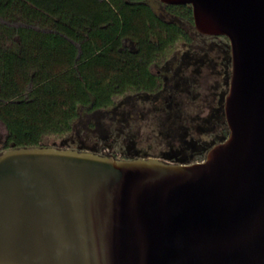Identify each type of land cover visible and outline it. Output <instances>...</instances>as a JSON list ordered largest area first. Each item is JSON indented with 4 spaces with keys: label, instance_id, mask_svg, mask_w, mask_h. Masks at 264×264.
Instances as JSON below:
<instances>
[{
    "label": "water",
    "instance_id": "95a60500",
    "mask_svg": "<svg viewBox=\"0 0 264 264\" xmlns=\"http://www.w3.org/2000/svg\"><path fill=\"white\" fill-rule=\"evenodd\" d=\"M160 1L229 38L228 135L191 162L2 150L0 264H264V0Z\"/></svg>",
    "mask_w": 264,
    "mask_h": 264
},
{
    "label": "trees",
    "instance_id": "16d2710c",
    "mask_svg": "<svg viewBox=\"0 0 264 264\" xmlns=\"http://www.w3.org/2000/svg\"><path fill=\"white\" fill-rule=\"evenodd\" d=\"M165 9L176 17L159 13L151 0H0V121L7 129L0 152L47 145L46 135L75 131L83 113L92 114L86 128L97 125L102 112L115 120L120 114L117 97L124 96L123 102H150L166 114L169 149L159 157L203 159L219 140L209 144L186 126L180 132L173 128L183 119L174 98L190 80L170 64L157 71L152 66L181 39L192 44L183 53L190 63L211 61V51H222L227 87L206 117L215 119L222 140L229 133L224 104L232 68L230 41L226 35L197 32L205 39L197 46L181 22L194 23L192 5L165 3ZM120 115L121 121L130 117ZM103 138L100 145L77 142L64 147L125 158L149 156L138 149L116 152L109 142L113 137Z\"/></svg>",
    "mask_w": 264,
    "mask_h": 264
},
{
    "label": "rangeland",
    "instance_id": "374dc122",
    "mask_svg": "<svg viewBox=\"0 0 264 264\" xmlns=\"http://www.w3.org/2000/svg\"><path fill=\"white\" fill-rule=\"evenodd\" d=\"M151 3L164 16L176 17L165 9V3L160 0H151ZM181 22L192 33L195 45L204 43L205 39L199 38L194 23L187 20H181ZM191 46L190 42L181 39L162 57L161 63L153 65L152 69L157 71L170 64L172 68H179V71L190 80L182 89L183 91L177 92L174 98L177 101L175 106L180 110L179 113L183 119L173 128H177L180 132L186 126L192 135L210 144L222 138V130L216 127L215 119L206 120V117L219 104L221 93L227 87L226 70L221 63L222 51L220 50L211 51L212 60L205 63L198 61L190 63L187 57L185 60L183 53ZM117 100L119 113L130 116L126 121L119 120L120 117L122 118L120 114L115 120H111L110 113L102 112L99 114L98 124L93 128H86L84 122L86 123L92 114L83 113L75 131L67 134H48L44 137V142L47 145L56 146H76L77 142L100 145L103 143V137L111 136L113 140L109 142L114 144V150L119 153L138 149L141 154L158 156L169 149L165 131L169 130L170 124L166 122V114L157 111L155 104L150 102H123L124 96L117 97ZM6 133V126L0 121V142L5 139Z\"/></svg>",
    "mask_w": 264,
    "mask_h": 264
}]
</instances>
